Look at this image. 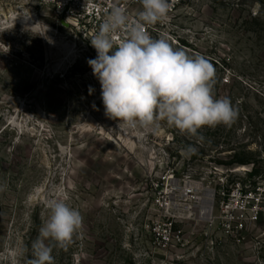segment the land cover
Masks as SVG:
<instances>
[{
	"label": "rangeland",
	"instance_id": "obj_1",
	"mask_svg": "<svg viewBox=\"0 0 264 264\" xmlns=\"http://www.w3.org/2000/svg\"><path fill=\"white\" fill-rule=\"evenodd\" d=\"M67 34L35 0H0V264H30L58 196L83 225L54 249V264H264V0H180L156 24L153 38L209 62L213 95L237 113L196 136L165 122L156 131L118 127L87 63L95 57ZM170 173L216 203L237 192L245 231L229 235L185 214L174 224L183 245L157 249L150 187Z\"/></svg>",
	"mask_w": 264,
	"mask_h": 264
},
{
	"label": "clouds",
	"instance_id": "obj_2",
	"mask_svg": "<svg viewBox=\"0 0 264 264\" xmlns=\"http://www.w3.org/2000/svg\"><path fill=\"white\" fill-rule=\"evenodd\" d=\"M139 3L135 20L122 3H113L90 39L97 55L87 63L100 83L106 116L118 127L156 131L165 122L192 136L204 127L230 126L237 113L228 98L213 95L214 69L209 62L146 31V25L167 22L170 0ZM43 25L47 30L40 36L50 40ZM196 150L194 145L183 149L189 155ZM48 213L32 242L30 264H54V249H66L82 228L81 212L66 197L51 199Z\"/></svg>",
	"mask_w": 264,
	"mask_h": 264
},
{
	"label": "built area",
	"instance_id": "obj_3",
	"mask_svg": "<svg viewBox=\"0 0 264 264\" xmlns=\"http://www.w3.org/2000/svg\"><path fill=\"white\" fill-rule=\"evenodd\" d=\"M38 7L50 14L56 25L68 32L67 37L76 46L86 49L96 57V50L90 39L98 31L105 15L113 3L120 2L129 16L135 20L140 10L139 0H35ZM169 18L174 16L180 0H170ZM67 25L66 27L63 25ZM156 24L146 25V31L154 37ZM150 195L158 219L150 225L153 245L161 251H170L183 245V236L175 231L174 224L185 214L194 220L204 222L209 228L220 229L223 233L237 235L245 231L249 219L246 205L238 199L237 192L223 194L219 203L213 196L211 213L203 211L202 193L195 187L190 177L178 178L175 173L166 176L164 183H152ZM191 206H187V203Z\"/></svg>",
	"mask_w": 264,
	"mask_h": 264
},
{
	"label": "bare ground",
	"instance_id": "obj_4",
	"mask_svg": "<svg viewBox=\"0 0 264 264\" xmlns=\"http://www.w3.org/2000/svg\"><path fill=\"white\" fill-rule=\"evenodd\" d=\"M74 56H75V52L72 49H68L66 52V57L68 58V60H71L72 58H74ZM212 203H213L212 193L206 192L204 197V207H203V211L205 215H209L211 213Z\"/></svg>",
	"mask_w": 264,
	"mask_h": 264
},
{
	"label": "water",
	"instance_id": "obj_5",
	"mask_svg": "<svg viewBox=\"0 0 264 264\" xmlns=\"http://www.w3.org/2000/svg\"><path fill=\"white\" fill-rule=\"evenodd\" d=\"M65 27L67 26V25H65V24H63Z\"/></svg>",
	"mask_w": 264,
	"mask_h": 264
},
{
	"label": "trees",
	"instance_id": "obj_6",
	"mask_svg": "<svg viewBox=\"0 0 264 264\" xmlns=\"http://www.w3.org/2000/svg\"><path fill=\"white\" fill-rule=\"evenodd\" d=\"M244 164V163H243Z\"/></svg>",
	"mask_w": 264,
	"mask_h": 264
}]
</instances>
